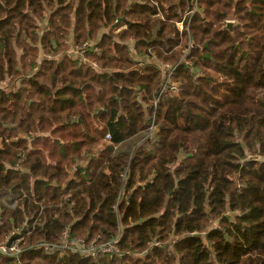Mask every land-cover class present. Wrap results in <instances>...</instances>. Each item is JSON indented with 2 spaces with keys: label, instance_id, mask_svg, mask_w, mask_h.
Instances as JSON below:
<instances>
[{
  "label": "trees",
  "instance_id": "trees-1",
  "mask_svg": "<svg viewBox=\"0 0 264 264\" xmlns=\"http://www.w3.org/2000/svg\"><path fill=\"white\" fill-rule=\"evenodd\" d=\"M145 1L0 0V264H264V0Z\"/></svg>",
  "mask_w": 264,
  "mask_h": 264
},
{
  "label": "built area",
  "instance_id": "built-area-1",
  "mask_svg": "<svg viewBox=\"0 0 264 264\" xmlns=\"http://www.w3.org/2000/svg\"><path fill=\"white\" fill-rule=\"evenodd\" d=\"M128 1H129V4H139L140 3L139 2L140 0H128ZM197 1L198 0H191V2L193 4V9L191 11H187V13L182 17L181 22L176 23V28L180 33L183 30L188 31L189 18L192 15V13H194V11H195V6H196ZM153 5L155 6V4H153ZM158 18H162V15L160 12H158ZM185 22L187 24L186 27L184 26ZM135 44L136 43H133L132 46H130L132 53H134ZM94 46H96V45H94L92 43H89V44L86 43L85 45L82 46V48L84 49V52L86 50H90V49L97 51V48H95ZM190 46H191V43H188V46L186 48H184V50L182 51L183 59L185 57H187ZM184 63L187 66L191 65V63L188 60L185 61ZM93 67L96 68L95 65H93ZM165 69L168 70V66L165 67ZM166 88H167V86H164L163 89L165 90ZM150 130H152V129H150ZM105 139L109 140V136H106ZM0 225H1V222H0ZM9 239H10L9 237H4V239L0 240V256L18 259L19 255L22 253V250L20 247L21 238L16 239L14 237V239H12V241L8 245ZM38 246L40 249H43L46 252H49V250H50V245L47 243L38 244ZM59 248L62 251L68 250L72 253H78L81 255H88L90 257H96V256H100V255H108V256L117 255V256H120V254H121L119 251V248H118V238L111 240V241H108L106 243L94 245V243H92V244L86 243L83 239L67 240V232H64L62 234V238L60 241Z\"/></svg>",
  "mask_w": 264,
  "mask_h": 264
},
{
  "label": "rangeland",
  "instance_id": "rangeland-1",
  "mask_svg": "<svg viewBox=\"0 0 264 264\" xmlns=\"http://www.w3.org/2000/svg\"><path fill=\"white\" fill-rule=\"evenodd\" d=\"M126 1H127V6H129V1L128 0H126ZM139 2L140 3H146L145 0L144 1L140 0ZM154 4H155V8H156V15H155V17L151 18V20L158 21V3L156 1H154ZM185 9H186V6H185ZM162 18H163V16H162ZM228 22L233 23L232 20H230V19L227 20V23ZM114 25H115V27H113ZM114 25H112L110 27V30L112 31L113 36H116L118 33H120V32H122V31L127 29V25L123 23V20L116 21L114 23ZM71 32H72V29H71ZM104 32L108 33L109 30L106 29V30H104ZM183 39L184 38L182 37V40ZM133 43H135V40H133L132 38H129L128 41L125 43V45L128 48V51H129V54H130V57H131L132 61L136 62L137 64L142 65L143 63H139L137 58L132 55L133 53L131 51V47L130 46H132ZM85 44H86V42H83L80 45L75 43L73 41V37H72V35L70 33V37L63 42V47H62V49L61 48L59 49L58 55L56 57L59 58V57H66L67 56V57L73 59L74 61H77L79 65L85 63V64H88V65H91L92 67H93V65H95V67H96L95 63L86 60V56L84 54V49L82 48V46L85 45ZM92 44L96 45L95 43H92ZM149 52H150V50H149ZM134 54H136L139 57V59H141V60L143 58H146L145 60L148 59V61L151 62L152 65L156 66L157 68L159 67V69L161 70V73H164L165 72V67H167L169 65V64L164 65L161 61L158 60V57L156 55H154V54H151L150 56H146V54H139L137 52L136 48L134 50ZM39 57H40V59L38 60V63H40L39 61H41L42 58L44 57L42 52H40V56ZM5 77H7V76H5ZM7 79L8 78H6V80ZM133 140L130 141V142H127V143L129 144V143L133 142ZM80 239L81 238H77V239H74V240H80Z\"/></svg>",
  "mask_w": 264,
  "mask_h": 264
},
{
  "label": "water",
  "instance_id": "water-1",
  "mask_svg": "<svg viewBox=\"0 0 264 264\" xmlns=\"http://www.w3.org/2000/svg\"><path fill=\"white\" fill-rule=\"evenodd\" d=\"M232 26H233V23L228 22V23L225 25L224 28L230 30ZM113 27H115V25H114ZM12 239H13V237L9 239V241H8V245L10 244V242L12 241Z\"/></svg>",
  "mask_w": 264,
  "mask_h": 264
},
{
  "label": "crops",
  "instance_id": "crops-1",
  "mask_svg": "<svg viewBox=\"0 0 264 264\" xmlns=\"http://www.w3.org/2000/svg\"><path fill=\"white\" fill-rule=\"evenodd\" d=\"M142 63H143L144 65H151V64H152L151 62L148 61V59H147V60L142 59Z\"/></svg>",
  "mask_w": 264,
  "mask_h": 264
}]
</instances>
